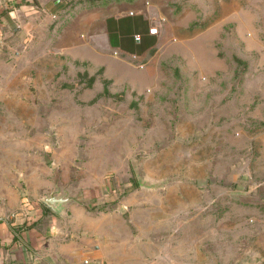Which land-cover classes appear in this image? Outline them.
Masks as SVG:
<instances>
[{
	"label": "rangeland",
	"instance_id": "obj_1",
	"mask_svg": "<svg viewBox=\"0 0 264 264\" xmlns=\"http://www.w3.org/2000/svg\"><path fill=\"white\" fill-rule=\"evenodd\" d=\"M121 11L156 21L141 57L113 49ZM24 28L0 48V222L55 228L50 264H264V0H64Z\"/></svg>",
	"mask_w": 264,
	"mask_h": 264
},
{
	"label": "crops",
	"instance_id": "obj_2",
	"mask_svg": "<svg viewBox=\"0 0 264 264\" xmlns=\"http://www.w3.org/2000/svg\"><path fill=\"white\" fill-rule=\"evenodd\" d=\"M62 2L64 0H0V48L12 40L15 33L20 35L25 31L24 20L28 16L39 10L54 12ZM110 17H114L117 24L116 30L113 31L116 35L117 47L113 48L118 51L116 54L120 52L124 56L133 53L141 57L157 44V37L149 33L156 22L151 15L135 14L132 11L122 14L121 11ZM110 17L104 18L103 34L106 44L112 48L111 32L107 24ZM138 35L142 37L140 42L135 40ZM141 46L144 49L140 50ZM29 220L26 212L22 211L13 221L0 222V264H50L43 251L46 237L50 238V233H53L55 228L47 234L38 225L29 224ZM71 263L77 264L75 261Z\"/></svg>",
	"mask_w": 264,
	"mask_h": 264
},
{
	"label": "water",
	"instance_id": "obj_3",
	"mask_svg": "<svg viewBox=\"0 0 264 264\" xmlns=\"http://www.w3.org/2000/svg\"><path fill=\"white\" fill-rule=\"evenodd\" d=\"M140 185L142 186L145 185L149 189L157 188V185L149 184L146 182L144 183L143 181H140ZM77 201L78 200L75 197H72L67 192L62 193L61 191H55L43 199V203L57 214L64 213L67 204H69L70 202H77Z\"/></svg>",
	"mask_w": 264,
	"mask_h": 264
},
{
	"label": "built area",
	"instance_id": "obj_4",
	"mask_svg": "<svg viewBox=\"0 0 264 264\" xmlns=\"http://www.w3.org/2000/svg\"><path fill=\"white\" fill-rule=\"evenodd\" d=\"M149 33L152 36H156V35H158V29L157 28H151ZM135 40L137 42H140L142 40V37L140 35H138V36L135 37Z\"/></svg>",
	"mask_w": 264,
	"mask_h": 264
}]
</instances>
